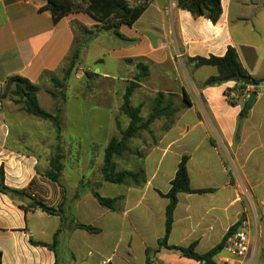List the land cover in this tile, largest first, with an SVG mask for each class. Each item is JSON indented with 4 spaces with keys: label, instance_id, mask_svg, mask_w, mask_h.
<instances>
[{
    "label": "crops",
    "instance_id": "obj_1",
    "mask_svg": "<svg viewBox=\"0 0 264 264\" xmlns=\"http://www.w3.org/2000/svg\"><path fill=\"white\" fill-rule=\"evenodd\" d=\"M142 2L129 0L131 7ZM45 4L44 0H0V184L23 191L33 181L41 182L39 189L25 195L0 191V264H146V251L157 250L165 235L169 200L164 196L184 156L190 188L204 192L178 194L168 245H195V252L203 255L221 244L232 227L246 222L251 250L242 264H264V90L258 91L247 117L239 119L255 87L242 90L234 81L204 87L207 79L218 75V68L198 66L195 61L222 58L234 48L242 67L261 88L264 0H221L222 14L216 23L178 8L175 0H149L132 26L119 28L124 38L102 30L83 11L55 23L48 11L41 10ZM74 22L96 30L88 44L97 41L106 52L96 62L124 69L122 77H112L124 84L122 97L130 82L143 74L130 97L131 102L133 95H142L141 116L145 110L150 112L146 118L152 114L160 93L163 108L172 103L168 115L129 142L130 147L132 141L142 147L132 152V158L139 154L143 158L141 181L121 184L126 189L120 194L98 192L115 200L111 208L98 202L95 190L73 184L76 180L66 171L71 161L83 164L79 141H68L63 149L62 189L54 190L46 174L55 154L49 150L55 146H45L36 135L40 127H47L36 125L37 117L26 113L7 92L8 79L22 77L38 86L39 104L50 112L42 104L46 94L42 86L60 70L77 36L89 37L75 31ZM86 72L101 79L112 76L108 70ZM85 77L75 76L74 85L81 86L75 98L84 94ZM74 89L69 84L64 103ZM108 109L115 118L112 107ZM114 122L117 129L116 118ZM49 127L53 131L54 126ZM62 128L66 129L65 123ZM39 147L43 155L35 151ZM28 197L33 199L29 204ZM34 198L59 209L60 215L44 212L41 204L34 205ZM222 255L214 258L216 264ZM151 260L152 264H201L165 248L152 254Z\"/></svg>",
    "mask_w": 264,
    "mask_h": 264
},
{
    "label": "trees",
    "instance_id": "obj_2",
    "mask_svg": "<svg viewBox=\"0 0 264 264\" xmlns=\"http://www.w3.org/2000/svg\"><path fill=\"white\" fill-rule=\"evenodd\" d=\"M46 4L41 7L42 11H48L52 17L53 21L57 23L63 17L67 16L72 12L83 11L88 14L93 20L101 25L102 30L112 31L114 34L120 38H124L119 33V28L122 25L132 26L145 11L149 0H142L143 2L137 6L131 7L129 0H86L84 6H80L76 0H44ZM177 7L183 10L191 12L193 16L205 17L216 23L221 14V0H175ZM75 31H82L84 38L94 35V30H89L82 26L78 22L73 23ZM84 39H75V45L71 51L69 57L65 59L61 67L66 68L65 65L68 63V69L66 68V78L70 75V71L73 69L75 62L80 57L79 50L83 48ZM198 66H214L218 68V75L212 76L207 79L202 86H216L223 83L234 81L236 82L239 89L246 90L248 85L241 82V78H249L251 80L249 86L258 87L260 84L257 80L251 78L249 74L245 71L239 62L237 52L234 48H229L222 58L210 57V58H197L195 60ZM141 67V65H139ZM143 74L137 78V82H130L126 88V92L123 96V104L121 106V112L129 119V126L121 131V137L113 138L107 145L104 151V160L102 167V180L106 183L112 184H125L127 180L131 179L135 183H138V174L128 171L121 170L118 171V166L115 158L121 156L123 153L130 150L129 142L137 137L140 131L147 129L151 123L160 118L162 115H168L167 110L171 108L172 103L165 109L163 108V97L162 93L159 94L155 100V106L152 114L143 120L141 116V107H134L131 105L130 97L134 90L138 88L139 81L142 79ZM8 88L13 87L12 96L16 97L15 102L22 105L24 111L30 115L37 118L49 121L59 126V115H53L46 112L41 108L37 93L38 86L33 85L28 80L14 76L7 81ZM230 103L235 102L230 99ZM250 107H246L244 103L243 109L240 113L239 119L247 117ZM188 157L184 156L179 165L174 179L171 182L170 191L164 196L169 200L166 207V222H165V235L163 239L159 241V247L157 250H147L146 264H152L151 255H156L161 248H165L171 251L180 253L181 255L199 261L201 264H216L214 258L222 252L224 241L221 244L212 249L206 254L200 255L195 252V245H191L188 248H180L175 246H169L167 243L168 237L171 233L173 224V214L176 208L179 193L195 194L202 193V190H192L190 188L189 176L187 171ZM51 169L47 172L46 177L52 182L61 184L60 177L63 170L61 163V156L59 150L56 155L51 160ZM143 173V171H141ZM41 186L39 180L33 181L27 190L16 191L5 187L0 184V191L12 196L29 194L32 188ZM93 195L98 200V202L107 208H111V204L115 200L103 198L99 193L93 192ZM43 205L42 210L51 215H60V210L52 207H48L44 204L41 198H34V205ZM239 225L232 227L229 232H233ZM80 227L90 229L89 227L80 225Z\"/></svg>",
    "mask_w": 264,
    "mask_h": 264
},
{
    "label": "rangeland",
    "instance_id": "obj_3",
    "mask_svg": "<svg viewBox=\"0 0 264 264\" xmlns=\"http://www.w3.org/2000/svg\"><path fill=\"white\" fill-rule=\"evenodd\" d=\"M76 1L80 6L86 4V0ZM94 31L96 32V30ZM77 39H79V36H77ZM96 42L97 41H91L79 50L80 57L75 62V65L67 78L66 68L68 69V63H66L65 69L62 66L60 70L50 78V82L42 86L41 89L46 91V94L42 98V104L45 109L50 111V114L59 115V126L57 128L55 124L37 118L38 121L36 122V125H45L47 128L44 129V127H40L36 135L38 136L39 141L44 139L43 141L46 142L45 146L50 147L54 145L55 149L49 151H54V155H56L59 150L60 156H62L61 154L63 149L67 146L68 141H79L82 146L81 151L85 154L83 164L77 166L71 161L66 166V171H68L70 178L76 180L73 184H76L77 187L81 184L80 187L83 186L84 188L93 189L100 194L106 193L109 195L110 192H117L120 194L126 189L124 185L102 183L100 182V177H102L103 155L107 144L113 138H120L121 131L126 129L129 122L128 118L121 112V106L123 104V92H121V90L123 89L124 84L120 81L113 80L112 78L116 76L122 77L125 72L124 69L116 67L110 63L104 65L101 62H96L97 58L104 56L106 53L105 48L96 45ZM83 49L85 53L84 56L81 57V51ZM86 69H89L94 74H99L100 71L108 70L111 72L112 76L108 79H101L98 76L96 77L86 72ZM77 74H81L83 77L86 76L83 82L86 88L84 89L85 91L83 95H77L78 97L75 98V90L77 87H81L74 85V79ZM69 84H72L75 89L70 91L69 102L64 103L65 97L68 93ZM117 91L118 93L116 94ZM7 92L12 95L11 88H8ZM141 101L142 95L135 94L132 97L131 105L138 106ZM109 106L112 107L113 114H117L115 117L118 121L117 129L114 122L115 118H111L110 116V110L108 109ZM146 111L147 110L142 112V116L144 117L142 118L143 120H146V117L150 114L149 111ZM63 123L66 125V129L64 130L62 128ZM34 124L35 123H32L30 125ZM49 126H54L53 131ZM141 133L142 131L137 135V137L139 136L138 139L141 137ZM135 142L136 141H132L131 143V151H127L121 156L116 157L115 161L118 166V171L128 170L138 174L139 183V181H141L139 178L142 175L141 166L143 165V158H139L140 154L137 158H132V152L142 151V147ZM35 151L43 155L44 149L39 147ZM43 160H45V157H43ZM49 167L48 171L51 169V166ZM79 180H82V182ZM128 182L134 183V185L137 184L131 179L126 181V183ZM52 183L54 184V190L62 189L61 184ZM51 198L53 199V196ZM50 203L52 202L50 201ZM56 206H58V203Z\"/></svg>",
    "mask_w": 264,
    "mask_h": 264
},
{
    "label": "built area",
    "instance_id": "obj_4",
    "mask_svg": "<svg viewBox=\"0 0 264 264\" xmlns=\"http://www.w3.org/2000/svg\"><path fill=\"white\" fill-rule=\"evenodd\" d=\"M233 231L228 232L222 248L218 264H242L248 258L251 250L250 238L246 222H241Z\"/></svg>",
    "mask_w": 264,
    "mask_h": 264
},
{
    "label": "water",
    "instance_id": "obj_5",
    "mask_svg": "<svg viewBox=\"0 0 264 264\" xmlns=\"http://www.w3.org/2000/svg\"><path fill=\"white\" fill-rule=\"evenodd\" d=\"M90 40H92V36H89L84 42L83 44H87ZM241 82H243L246 85H250L251 80L249 78H241ZM259 90H264V84L261 86V88L259 87H255L254 91L250 94V97L247 101L246 107H250L253 103V101L256 99V97L258 96V91ZM29 201H26L27 204H29L30 202L33 201V199H31L30 197H28ZM40 208H43V205H40Z\"/></svg>",
    "mask_w": 264,
    "mask_h": 264
}]
</instances>
